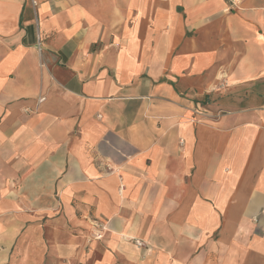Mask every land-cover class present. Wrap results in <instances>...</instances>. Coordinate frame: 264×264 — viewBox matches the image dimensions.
<instances>
[{"label": "crops", "instance_id": "0c3cea01", "mask_svg": "<svg viewBox=\"0 0 264 264\" xmlns=\"http://www.w3.org/2000/svg\"><path fill=\"white\" fill-rule=\"evenodd\" d=\"M256 217L264 0H0V264H257Z\"/></svg>", "mask_w": 264, "mask_h": 264}, {"label": "rangeland", "instance_id": "374dc122", "mask_svg": "<svg viewBox=\"0 0 264 264\" xmlns=\"http://www.w3.org/2000/svg\"><path fill=\"white\" fill-rule=\"evenodd\" d=\"M244 99L246 100L247 98L243 97V101H244ZM87 219L89 220L91 227L89 228L88 232L86 233L87 235L85 236V240L83 242L84 247L92 244L95 241H100V240H103L105 238L106 235L102 239H97L95 237L96 232L99 230V227L100 228L102 227V224H107V226L109 227L107 220H99V219H96L94 217H89V216L87 217ZM254 221L256 223V226H255V229L253 232L255 234L260 235V236L264 235V226L261 225L259 218L256 217ZM108 230H109V228H108ZM107 231L105 232V234L107 233ZM253 236H255V235L253 234ZM211 240H214L215 242H217V239L215 236L212 237ZM142 241L144 242V246L140 247V248L143 249V251L145 252V255H149L150 250L153 249L152 245L147 240H142ZM134 242H135V240H134ZM246 242H247V247H249L252 244L251 240L245 241V243ZM212 243H213V241H212ZM230 243L234 244V242H230ZM135 244H136V242H135ZM227 244H229V243H227ZM224 249L222 250L224 252H222V251L218 252V248L210 243V248L206 249V252H205L206 255L208 253V256L207 257L205 256L206 258L199 256V255H201V253L203 251L202 248H200L197 252V254H199V255L197 256V254L195 253V256L192 259H190V262L192 261L193 264H202V261L204 260L205 261L204 264H232V263H228L229 252L227 250H224ZM250 256H251V249H249V255H247L244 260L241 259L242 262L240 264H247L248 258ZM259 259L260 260L257 261V264H264V258L260 257ZM67 263H69V261H67ZM18 264H20V263L18 262Z\"/></svg>", "mask_w": 264, "mask_h": 264}, {"label": "built area", "instance_id": "2783aa9c", "mask_svg": "<svg viewBox=\"0 0 264 264\" xmlns=\"http://www.w3.org/2000/svg\"><path fill=\"white\" fill-rule=\"evenodd\" d=\"M226 2H227L228 6H229L230 8H235V7H237L238 4H239V0H226ZM42 99H43V98H42ZM107 230H108V226H107V224H102V227H101V228L99 227V230L96 232L95 237H96L97 239H102V238H104V236H105V232H106ZM135 242H136L137 246H139V247H143V246H144V242H143L142 240L135 239Z\"/></svg>", "mask_w": 264, "mask_h": 264}]
</instances>
